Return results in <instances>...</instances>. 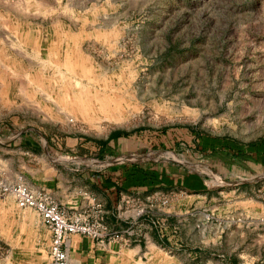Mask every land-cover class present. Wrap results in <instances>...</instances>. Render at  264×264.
<instances>
[{
  "label": "rangeland",
  "instance_id": "1",
  "mask_svg": "<svg viewBox=\"0 0 264 264\" xmlns=\"http://www.w3.org/2000/svg\"><path fill=\"white\" fill-rule=\"evenodd\" d=\"M193 122L264 133V0H0V141L27 131L41 143L38 161L0 142V173L32 186L61 171L77 184L62 169L72 155L47 135ZM161 192L134 212L166 218L181 240L161 236L164 249H132L125 264H264V175L244 196L215 192L206 206L188 202L202 199L190 192ZM175 200H186L177 211ZM50 242L35 209L0 194V264H49Z\"/></svg>",
  "mask_w": 264,
  "mask_h": 264
},
{
  "label": "crops",
  "instance_id": "2",
  "mask_svg": "<svg viewBox=\"0 0 264 264\" xmlns=\"http://www.w3.org/2000/svg\"><path fill=\"white\" fill-rule=\"evenodd\" d=\"M47 138L54 145L64 144V154L72 155L74 163H69L73 167L64 163L62 169L73 170L77 184L65 181L60 171L57 176L39 178L32 187L46 190L69 211L86 209L95 201L101 203L110 231L122 234L120 239L103 244L92 238L76 243L74 235L78 234L71 235L69 255L78 261L76 264H125L132 249L139 253L146 248L149 254L164 249L161 236L152 226L154 215L136 216L134 212L150 193L190 192L202 199L188 202L195 207L206 206L208 196L215 192L229 189L244 196L246 189L256 186L264 175L262 132L245 136L193 122L158 128L121 127L99 137L54 133ZM0 142L3 152H12V156L22 153L41 160L36 152L41 143L31 132ZM6 160H11V155ZM215 180L219 182L216 191L212 186ZM185 201L175 200L173 209ZM191 231L194 243L200 244L202 233L193 225ZM168 240L177 243L181 232ZM28 245L32 247L27 249L34 250V241Z\"/></svg>",
  "mask_w": 264,
  "mask_h": 264
},
{
  "label": "built area",
  "instance_id": "3",
  "mask_svg": "<svg viewBox=\"0 0 264 264\" xmlns=\"http://www.w3.org/2000/svg\"><path fill=\"white\" fill-rule=\"evenodd\" d=\"M0 194H12L19 208H33L38 212L51 233L49 264H69V239L73 234L89 236L101 244L122 237L121 233L110 231L102 204L96 201L86 209L69 211L46 190L33 188L4 172L0 173ZM153 224L159 235L167 239H173L179 233L178 227L169 225L166 218L154 219Z\"/></svg>",
  "mask_w": 264,
  "mask_h": 264
},
{
  "label": "bare ground",
  "instance_id": "4",
  "mask_svg": "<svg viewBox=\"0 0 264 264\" xmlns=\"http://www.w3.org/2000/svg\"><path fill=\"white\" fill-rule=\"evenodd\" d=\"M71 259V258H70ZM70 259H69V264H70Z\"/></svg>",
  "mask_w": 264,
  "mask_h": 264
}]
</instances>
